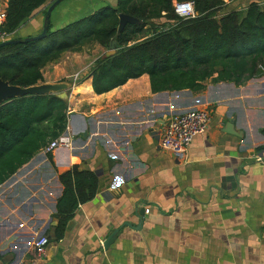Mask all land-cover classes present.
<instances>
[{"label": "crops", "instance_id": "0c3cea01", "mask_svg": "<svg viewBox=\"0 0 264 264\" xmlns=\"http://www.w3.org/2000/svg\"><path fill=\"white\" fill-rule=\"evenodd\" d=\"M225 1L242 8L252 0ZM50 3L13 36L40 33ZM115 3L63 0L50 27ZM92 63L82 50L43 69L42 83L69 84L65 133L73 145L49 158L39 151L0 184V264H264V74L162 92L142 74L96 94ZM194 106L211 122L178 157L160 146L161 134L170 116ZM74 165L97 173L99 189L57 237L58 173ZM42 236L49 240L39 258L33 242Z\"/></svg>", "mask_w": 264, "mask_h": 264}, {"label": "trees", "instance_id": "16d2710c", "mask_svg": "<svg viewBox=\"0 0 264 264\" xmlns=\"http://www.w3.org/2000/svg\"><path fill=\"white\" fill-rule=\"evenodd\" d=\"M53 0H7L2 31L13 36L35 10ZM116 0L44 37L0 47V79L27 87L43 82V69L66 52L97 44L106 51L90 69L91 86L101 94L130 78L148 74L152 92L201 90L207 79L241 84L264 74V0L229 8L225 0H192L196 15L181 18L172 2ZM229 1V0H228ZM139 22L118 32L119 14ZM67 102L56 94L24 95L0 105V184L67 127ZM49 158L50 152L46 153ZM62 192L54 216L60 237L79 204L94 198L98 175L78 165L58 173Z\"/></svg>", "mask_w": 264, "mask_h": 264}, {"label": "built area", "instance_id": "2783aa9c", "mask_svg": "<svg viewBox=\"0 0 264 264\" xmlns=\"http://www.w3.org/2000/svg\"><path fill=\"white\" fill-rule=\"evenodd\" d=\"M172 6L175 14L181 18L187 19L196 15L194 2L192 0L184 2L173 1ZM5 16L6 8H0V41H4L8 37L1 29ZM210 122L211 116L209 111L201 107H189L180 113L173 114L165 123L160 138V146L178 157H183L194 138L206 133ZM72 143V137L64 132L51 140L42 151L45 153L51 152L53 149L60 146H72ZM253 159L256 161H263V157L258 154L253 156ZM48 240L46 236H42L33 242L34 252L39 258L44 257Z\"/></svg>", "mask_w": 264, "mask_h": 264}, {"label": "water", "instance_id": "95a60500", "mask_svg": "<svg viewBox=\"0 0 264 264\" xmlns=\"http://www.w3.org/2000/svg\"><path fill=\"white\" fill-rule=\"evenodd\" d=\"M63 0H53L47 8L46 14L44 16V24L40 33L32 36H27L23 39L21 38H10L4 41H0V47L15 44L18 42H28L31 40L40 39L45 36L48 27L50 25V16L54 8ZM139 22L136 18L120 13L119 14V25L118 32H120L127 23H137ZM116 41L112 39L109 44V49L106 51V56L111 55L115 52ZM69 89V84L65 82L58 83H40L27 87H20L17 85H11L6 81L0 79V105L5 101L21 97L24 95H37V94H56L58 97L66 100L67 99V90ZM74 113H70L72 116ZM142 214V211L140 212ZM140 226V224H138ZM113 235H111L105 242L104 247L108 246V243L112 240Z\"/></svg>", "mask_w": 264, "mask_h": 264}, {"label": "rangeland", "instance_id": "374dc122", "mask_svg": "<svg viewBox=\"0 0 264 264\" xmlns=\"http://www.w3.org/2000/svg\"><path fill=\"white\" fill-rule=\"evenodd\" d=\"M96 45L97 44L88 45L82 49L83 54L85 55V62L89 63L93 61L94 63L95 59L100 57L106 51L103 47H97Z\"/></svg>", "mask_w": 264, "mask_h": 264}]
</instances>
